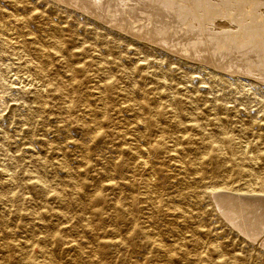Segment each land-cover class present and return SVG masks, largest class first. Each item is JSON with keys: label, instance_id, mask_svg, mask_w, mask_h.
<instances>
[{"label": "rangeland", "instance_id": "obj_1", "mask_svg": "<svg viewBox=\"0 0 264 264\" xmlns=\"http://www.w3.org/2000/svg\"><path fill=\"white\" fill-rule=\"evenodd\" d=\"M151 1L0 0V264H264V0Z\"/></svg>", "mask_w": 264, "mask_h": 264}, {"label": "bare ground", "instance_id": "obj_2", "mask_svg": "<svg viewBox=\"0 0 264 264\" xmlns=\"http://www.w3.org/2000/svg\"><path fill=\"white\" fill-rule=\"evenodd\" d=\"M79 1V0H78ZM87 2H88V5H90V6H92L93 8H103V7H105V6H107V7H110L111 6V3L113 2H115V4H117L118 2H119V0H86ZM147 1H151V0H122V4H129V6L127 5V6H121V7H124V8H122V10H121V12H119L118 14L117 13H115V12H112V13H114L113 14V16L114 17H116L115 19H117L118 20V16L117 15H119V20L120 21H122L123 19H124V22L125 21H127L128 19H126V16L128 15V17H135L136 19L138 18V17H136V16H138V14L139 13H137V11L141 8V6L143 7V8H146V6L148 7L149 6V3L147 2ZM161 1V0H160ZM174 1V0H173ZM172 1V2H173ZM71 2V1H70ZM76 2V1H75ZM152 2V1H151ZM164 2V1H163ZM206 2V1H205ZM194 3H196V2H194ZM208 3V2H207ZM151 4V6L152 5H154V4H152V3H150ZM159 4H161V3H159ZM166 4V3H165ZM175 4V3H174ZM206 4V3H205ZM223 4V3H222ZM246 4V3H245ZM77 5V4H76ZM190 6H191V3L189 4ZM197 5V4H196ZM195 5V6H196ZM200 5V4H199ZM159 6V5H158ZM158 6H156V9H157V7ZM165 6V5H164ZM194 6V7H195ZM208 6V5H207ZM153 7V6H152ZM155 7V6H154ZM203 7V6H202ZM119 8V7H118ZM205 8H207V7H205ZM84 9V8H83ZM147 9H149V8H147ZM209 9H210V7H209ZM97 10V9H96ZM104 10V9H103ZM106 10V9H105ZM112 10H113V8H112ZM146 10V9H145ZM144 10V11H145ZM171 10V9H170ZM169 10V11H170ZM204 10V9H203ZM211 10V9H210ZM98 11V10H97ZM107 11H108V9H107ZM144 11H141V12H144ZM151 11V10H150ZM156 11V10H155ZM167 11H168V8H167ZM168 11V12H169ZM175 11V10H174ZM205 11V10H204ZM104 12V11H103ZM141 12H140V16H141ZM163 12V11H162ZM166 12V11H165ZM177 12V11H176ZM207 12V11H206ZM216 12V11H215ZM249 12V11H248ZM152 13H154V12H152ZM160 13V12H159ZM171 13V12H170ZM209 13V12H208ZM251 13V12H250ZM111 14V13H110ZM146 14H148V13H146ZM145 14V16H147ZM155 14H156V12H155ZM161 14V13H160ZM163 14V13H162ZM175 14V13H174ZM206 14V13H205ZM164 15H166V14H164ZM167 15H169V13L167 14ZM177 15V14H176ZM179 15V14H178ZM187 15V14H186ZM208 15V14H207ZM206 15V16H207ZM251 15V14H250ZM110 16V15H109ZM113 16H111V17H113ZM153 16V15H152ZM160 16H162V15H160ZM164 17V16H163ZM162 17V18H163ZM178 17V16H177ZM251 17V16H250ZM122 20H121V19ZM140 18V17H139ZM143 18H144V16L142 17V21H143ZM152 17L149 15L148 16V20L149 19H151ZM158 18H160L159 16H158ZM166 18H168L167 16H166ZM260 18V17H259ZM112 19H114V18H112ZM126 19V20H125ZM135 19V21H138V20H136ZM171 19V18H170ZM132 20V19H131ZM147 20V19H146ZM162 20V19H161ZM160 20V21H161ZM167 20V19H166ZM165 20V21H166ZM5 21V20H4ZM130 21V20H129ZM133 21V20H132ZM140 21V20H139ZM144 21H145V19H144ZM150 21V20H149ZM154 21V20H153ZM157 21V20H156ZM119 22V21H118ZM172 22V21H171ZM133 23H134V21H133ZM136 23V22H135ZM138 24H139V22H137ZM145 23V22H144ZM156 23V22H155ZM163 23H165V22H163ZM1 24V23H0ZM119 24V23H118ZM121 24H123V23H121ZM121 24H119V25H121ZM125 24V23H124ZM129 23L127 22V26H129V28H131V25L129 24ZM147 24V23H146ZM149 24H150V22H149ZM152 24H154V23H152ZM157 24L159 25L160 23H158L157 22ZM171 24V23H170ZM253 24V23H252ZM2 25V24H1ZM4 25V24H3ZM126 25V24H125ZM142 25V24H141ZM145 25V24H144ZM148 25V24H147ZM147 25H146V28H147ZM158 25H156L157 26V28L156 27H154V28H156V29H154V28H152L151 30H153L154 29V31L153 32H148V34L150 35V36H148V37H151V38H154V39H156L155 38V36H154V32H156V33H158L159 35L161 34V32L164 30H160L159 28L161 27V26H163V25H161L160 27L158 26ZM168 24H166L164 27L166 28V26H167ZM123 26V25H122ZM140 26V25H139ZM153 26V25H152ZM151 26V27H152ZM155 26V25H154ZM170 26V25H169ZM173 26V25H172ZM1 27V26H0ZM3 27V26H2ZM8 27V26H7ZM12 27V26H11ZM126 27V26H125ZM135 28L136 27H138V26H134ZM159 27V28H158ZM163 27V28H164ZM229 27V26H228ZM134 28V29H135ZM139 28V27H138ZM143 28V27H142ZM148 28H150V26L148 27ZM127 29H128V27H127ZM133 29V30H134ZM139 29H141V28H139ZM139 29H137V30H139ZM143 29H145V28H143ZM143 29H141V30H143ZM162 29V28H161ZM170 29H171V27H170ZM131 29H129V31H130ZM136 30V29H135ZM136 30V31H137ZM140 30V31H141ZM146 31H147V29H145ZM150 30V31H151ZM166 30V29H165ZM132 31V30H131ZM145 31V32H146ZM2 32H4V30L2 31ZM51 32V31H50ZM133 32V31H132ZM135 32V31H134ZM138 32V31H137ZM137 32H135V33H137ZM142 32V31H141ZM191 32V31H190ZM231 32V31H230ZM10 33H11V31H10ZM9 33V34H10ZM139 33V32H138ZM144 33V32H143ZM167 33V32H166ZM173 33V32H172ZM172 33H170V34H172ZM175 33H179L178 31H176ZM181 33V32H180ZM179 33V34H180ZM2 34H4V33H2ZM16 34V33H15ZM134 34V33H133ZM168 34H169V32H168ZM183 34H184V32H183ZM227 34V33H226ZM12 35V34H11ZM17 35V34H16ZM19 35V34H18ZM54 35V34H53ZM138 35V34H137ZM144 35V34H143ZM181 35V34H180ZM13 36V35H12ZM20 36V35H19ZM156 36H157V34H156ZM173 36V35H172ZM159 38V37H158ZM165 38V37H164ZM178 38V37H177ZM12 39H13V37H12ZM58 39V38H57ZM182 39V38H181ZM190 39V38H189ZM188 39V40H189ZM16 40V39H15ZM164 40V39H163ZM187 40V39H186ZM186 40L183 42V43H185L186 42ZM8 41V40H7ZM37 41V40H36ZM165 41H166V39H165ZM191 41V40H190ZM194 41V40H193ZM205 41V40H204ZM21 42V41H20ZM24 42V41H23ZM35 42V41H34ZM172 42V41H171ZM177 42V41H176ZM178 42H180V41H178ZM195 42V41H194ZM187 43V42H186ZM191 44V42H188V44ZM177 44H179V43H177ZM181 44V43H180ZM203 44V43H202ZM43 44H41V46H42ZM200 45V44H199ZM81 46V45H80ZM183 46V45H182ZM181 45H180V47H182ZM185 46V45H184ZM191 46V45H190ZM244 46V45H243ZM174 47V46H173ZM186 47H187V45H186ZM44 48V47H43ZM189 48V47H188ZM191 48V47H190ZM193 48V47H192ZM14 49V48H13ZM180 49V48H179ZM182 49V48H181ZM48 52V51H47ZM26 53V52H25ZM36 53V52H35ZM49 53V52H48ZM37 58V57H36ZM39 58V57H38ZM40 59V58H39ZM42 59H44V58H42ZM40 61H42L41 59H40ZM49 61H51V58L49 59ZM24 62V61H23ZM37 62V61H36ZM30 63V62H29ZM44 63V62H43ZM49 64H50V62H49ZM48 64V65H49ZM52 64V63H51ZM26 66H28V64L26 65ZM73 66V65H72ZM31 70V69H30ZM35 72V78H33V80L31 81V83L34 85V91H36V93H37V95L40 97V98H42L43 96H45L46 94H47V91H48V88H49V81L47 80V77H46V75H48V74H46V71H45V68L44 67H42V66H39V67H37L36 68V70L34 71ZM27 74V73H26ZM29 77V76H28ZM32 79V78H31ZM13 80V79H12ZM28 80V79H27ZM62 80V79H61ZM99 81V80H98ZM25 82V81H24ZM68 82V81H67ZM99 83V82H98ZM31 84V85H32ZM55 87V89H57V90H59L60 91V87L59 86H54ZM65 90V89H64ZM102 91V90H101ZM49 93V92H48ZM173 96V95H172ZM67 97V96H66ZM63 98V97H62ZM68 99H69V97H68ZM63 101V100H62ZM68 101H70V100H68ZM65 102V101H64ZM69 103V102H68ZM102 104V103H101ZM69 105V104H68ZM67 105H65V107H66ZM139 108V107H138ZM105 109V108H104ZM61 110V109H60ZM139 110V109H138ZM148 111H150V112H152L153 110L149 107V110ZM137 112V111H136ZM94 121H96V120H94ZM98 123L96 122L95 123V125H97ZM168 124H170V123H168ZM135 125V124H134ZM223 125V124H222ZM99 130V129H98ZM141 130V129H140ZM135 137V136H134ZM165 139V138H164ZM248 140V139H247ZM253 140V139H252ZM246 142V141H245ZM248 142V141H247ZM245 145V144H244ZM175 149V148H174ZM245 149V148H244ZM134 150H135V152H136V154H138V155H140V156H142L143 158L140 160V162H141V164L144 166V167H150L148 164H149V162H148V160H150V159H146L145 157H146V155L150 152V148L149 147H147V146H145V145H143V144H141L140 143V141L139 142H137V143H135V145H134ZM246 150V149H245ZM244 151V150H243ZM256 152H258V151H256ZM250 153V152H249ZM238 154V151H233V156L234 157H236V159L238 160L237 161V169H238V171H239V173H243L244 175H246L247 176V182L246 183H251L252 182V180L253 179H255V174L251 171V170H249V169H247V168H245V163H244V161L246 160L245 158H244V156L241 158V156H240V154L238 155V156H236ZM254 155V154H253ZM257 156V155H256ZM259 156V155H258ZM138 157V156H137ZM64 158V157H63ZM242 159L240 162H239V159ZM180 159V158H179ZM181 160V159H180ZM152 161V160H151ZM254 161V160H253ZM184 163V162H183ZM251 163V162H250ZM247 166V165H246ZM257 166V165H256ZM260 168V167H259ZM78 169V168H77ZM151 169V168H150ZM253 169V168H252ZM45 170V169H44ZM172 170V169H171ZM254 170V169H253ZM146 171H148V170H146ZM150 173H151V171H149ZM147 173V172H146ZM159 173V172H158ZM148 174V173H147ZM146 174V175H147ZM111 175H112V173H111ZM152 175V174H151ZM140 177H142V176H140ZM145 177V176H144ZM259 177V176H258ZM145 180H146V183H148V184H150L151 183V178L149 177V175L147 176V178H145ZM24 182V181H23ZM39 185H42V183H41V180H39L38 182H37ZM76 184V183H75ZM218 184H220V183H218ZM259 184H260V190L261 191H263L264 192V181L263 182H259ZM227 187H228V189L229 190H231V191H236V190H234V188H232V187H230L229 186V184L227 183V184H225ZM219 186V185H218ZM253 187V186H252ZM139 188V187H138ZM156 188V187H155ZM76 190V189H75ZM155 191H156V189H155ZM228 192V191H227ZM239 192V191H238ZM203 193V192H202ZM234 193V192H233ZM251 193V192H250ZM255 193V192H254ZM225 194V193H224ZM236 194V193H235ZM237 195H238V193H237ZM256 195V194H255ZM251 196V195H250ZM260 196V195H259ZM220 197V196H219ZM243 197V196H242ZM93 199V198H92ZM191 199V198H190ZM238 198H236V200H237ZM249 201V200H248ZM6 203V202H5ZM91 203H92V201H91ZM240 203V202H239ZM7 204V203H6ZM255 204V203H254ZM92 205V204H91ZM181 208V207H180ZM241 208V207H240ZM40 209V208H39ZM243 210V209H242ZM230 211V210H229ZM234 211V210H233ZM188 212V211H187ZM235 212H237V211H235ZM258 212V211H257ZM92 213H93V211H92ZM233 213V212H232ZM241 213V212H240ZM88 215V214H87ZM86 215V216H87ZM94 215V214H93ZM235 215V214H234ZM237 215V214H236ZM244 215V214H243ZM88 217H90V215H88ZM243 217V216H242ZM236 218V217H235ZM234 217H233V219H235ZM259 218V217H258ZM253 222V221H252ZM254 222H256V220L254 221ZM258 223H262L263 225L260 227H258V228H262V227H264V219H262L261 218V220H260V218L258 219ZM235 224L238 226V227H240L242 230H244L245 231V228H244V223H243V221L242 220H240V221H236L235 222ZM254 224V223H253ZM255 225V224H254ZM257 225V224H256ZM251 226V225H250ZM256 227V226H255ZM77 230V229H76ZM256 230V229H255ZM254 230V231H255ZM250 233V232H249ZM258 233H260V231H258L257 233H256V231L255 232H253V234H258ZM43 234V233H42ZM182 234V233H181ZM184 238V237H183ZM253 239H254V237H253ZM255 239H257V238H255ZM262 239V238H261ZM264 239V238H263ZM203 240V239H202ZM258 240V239H257ZM173 241V240H172ZM184 241V240H183ZM81 242V241H80ZM155 243H157V245L158 246H160L161 247V249H163V251L165 252V254L166 255H169L170 254V249H166L164 246H162L160 243H158V242H156V241H154ZM218 242V241H217ZM88 243V242H87ZM202 243H204V241L202 242ZM78 244H81V243H78ZM97 244V243H96ZM206 244V243H205ZM88 245V244H87ZM203 245V244H202ZM207 245V244H206ZM219 245V244H218ZM50 246V245H49ZM84 246V245H83ZM183 246V245H182ZM260 246V245H259ZM87 248V247H86ZM91 248H92V246H91ZM204 248V247H203ZM205 248H206V246H205ZM94 250V249H93ZM185 250V249H184ZM51 251V250H50ZM82 251V250H81ZM95 251V250H94ZM94 251H92L93 252V254H95L94 253ZM205 251V250H204ZM257 251V250H256ZM27 252V251H26ZM97 253V252H96ZM202 253V252H201ZM26 254V253H25ZM199 255H200V253H199ZM26 256H27V254H26ZM144 259V258H143ZM194 261V260H193ZM83 262H84V260H83ZM195 262V261H194ZM28 263L29 264H32L33 263V261H31V260H28ZM216 263V262H215ZM54 264V263H53ZM190 264V263H189Z\"/></svg>", "mask_w": 264, "mask_h": 264}]
</instances>
